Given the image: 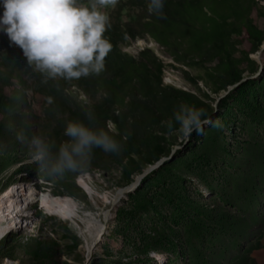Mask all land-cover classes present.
<instances>
[{
	"label": "rangeland",
	"instance_id": "obj_1",
	"mask_svg": "<svg viewBox=\"0 0 264 264\" xmlns=\"http://www.w3.org/2000/svg\"><path fill=\"white\" fill-rule=\"evenodd\" d=\"M234 1L239 12L228 22L238 31L226 35V46L235 74L224 68L223 55L198 31H182L179 44H165L148 33L128 39L126 23L143 30L152 16L146 0L97 5L108 16L106 28L119 30L123 52L138 57L150 48L162 60V81L121 89L123 105L117 104L110 118L93 110L92 128L108 132L119 150L93 147L75 170L62 176H50L33 161L31 137L45 136L55 147L67 141L66 108L79 105L85 86L93 90L94 100L102 101L106 68L88 75L82 85L79 79L69 80L71 87L78 86L72 96L61 89L66 81L61 85V77L48 78L29 66L16 45L23 62L19 75L6 74L0 64V88L15 108L0 114V194L17 185L21 202L29 195L35 199L8 218L13 227L0 240V264H212L204 263L198 251L199 232L207 227L213 234L220 231L211 224L223 217L204 214L220 206L231 215L221 226L231 234L238 231V244L259 236L264 243V49L258 57L264 44V0ZM79 2L88 6L93 0ZM249 29L255 30L258 42L262 39L260 46L248 41ZM3 38L8 37L0 32L1 46ZM181 105L202 110L201 119L207 121L191 136L175 120ZM162 158L166 160L138 187L114 200L118 189ZM44 194L72 199L77 216L49 215L39 202ZM95 220L105 224L103 234ZM226 246L216 248L222 252Z\"/></svg>",
	"mask_w": 264,
	"mask_h": 264
},
{
	"label": "clouds",
	"instance_id": "obj_2",
	"mask_svg": "<svg viewBox=\"0 0 264 264\" xmlns=\"http://www.w3.org/2000/svg\"><path fill=\"white\" fill-rule=\"evenodd\" d=\"M115 3L116 0H93L86 6L79 0H0V32L19 46L29 66L48 78L73 80L99 74L112 48L104 36L108 16L100 8ZM162 8L163 0H149L150 13H159ZM203 115L202 110L181 105L175 120L179 130L191 136L207 123L201 119ZM108 128L116 131L111 123ZM63 134L69 139L58 147L41 135H33L29 142L33 161L50 176L75 170L93 147L105 152L119 150L108 132L81 122L69 121Z\"/></svg>",
	"mask_w": 264,
	"mask_h": 264
},
{
	"label": "trees",
	"instance_id": "obj_3",
	"mask_svg": "<svg viewBox=\"0 0 264 264\" xmlns=\"http://www.w3.org/2000/svg\"><path fill=\"white\" fill-rule=\"evenodd\" d=\"M146 1L149 3V0ZM238 5L239 3L234 0H163L162 10L159 13H152V16L143 23V30H138L133 24L126 23L124 25L126 36L128 39H136L142 38L148 33L152 37L160 39L165 44L169 42L179 44L183 41L182 31L187 29L198 31L200 35H203L202 38L204 40L211 43L223 55L224 68L235 74L233 62L227 55L226 35L230 36L232 33L238 31L237 27L232 26L228 22L231 16L239 12ZM254 31L253 29H249L246 37L252 44L257 43L260 46L262 39L258 42ZM104 36L112 45L111 51L104 59V68H106L107 77L102 86H106V96L102 101L94 100V95L91 94L93 90L85 86L80 88L79 94L84 99L79 105L66 108L67 121L81 122L91 128L93 125L91 112L93 110L105 112L107 117H112L111 111L115 109L116 105H123L124 98H120L121 89L132 88L135 83H139L145 88L152 81L161 82L164 69L162 60L150 48H144L138 57L123 52L120 47L121 35L118 29L106 28ZM262 37L264 38V32ZM2 42L3 45L1 46L0 44V49L3 50V55L0 57V64L3 65L6 74L19 75V67L23 65V62L17 57V46L10 42L8 38H3ZM89 77L79 78L77 84L82 85L83 81ZM262 79H264V74L262 75ZM64 81L67 83L62 85ZM238 81L236 80V83ZM68 82L69 80L62 78V91L67 89L72 96L78 94L76 93L78 86L71 87V82ZM14 109L10 96L5 93L3 88H0V114H6ZM3 126V122L0 121V128ZM204 214L211 219H216V216L223 217L217 219L220 223L211 224V227L220 230L217 234L211 233L209 231L211 228L207 226L205 230L201 229L199 232L200 240L198 251L202 254L204 263L226 264L235 258L239 261V264H259L253 256V252L257 249L264 248V243L262 242L263 236L249 240L244 244H238L237 239L234 237L239 234L238 231L236 230L235 234H231L230 229H224V226H221L224 223L223 219L228 220L231 217L229 211L220 206L215 210L209 209ZM204 225L205 223L201 222V226ZM228 233L231 234L230 239L227 236ZM262 234L264 235V228ZM227 239L231 240L229 247L226 246ZM217 244L224 245L229 249L223 248L222 252H220L216 248ZM207 245L214 248L211 249L214 250V256H209L208 253L211 250L208 249ZM217 253L220 254L217 255Z\"/></svg>",
	"mask_w": 264,
	"mask_h": 264
},
{
	"label": "bare ground",
	"instance_id": "obj_4",
	"mask_svg": "<svg viewBox=\"0 0 264 264\" xmlns=\"http://www.w3.org/2000/svg\"><path fill=\"white\" fill-rule=\"evenodd\" d=\"M136 178H139V176H137ZM134 184L135 182L132 183L131 186H134ZM117 191H119V189ZM21 193L23 194V196H25L23 189ZM19 195L20 192L17 185H13L11 188L7 189L5 193L0 194V240L5 238L8 233V229L13 227L10 224V219L8 218L9 217L15 218L14 210H22L23 207H26L27 205H29V203L33 202L35 199L33 195L31 196L29 195L27 196L29 197V199L24 197V200L27 202L23 203L20 201V199L17 198L19 197ZM20 197L23 198L22 196ZM39 202L41 203V208L44 209L45 212L48 213L49 215H55L62 219H72L77 216V210H76L77 206L74 203V201L70 198H60V197L55 198L49 194H44L42 197H40ZM12 222H14L13 225H15L16 220L14 219L12 220ZM94 222L95 224H98L97 226L99 228L98 232L102 233L104 231L105 224L100 223L98 220H95ZM157 257L161 258V255H157Z\"/></svg>",
	"mask_w": 264,
	"mask_h": 264
},
{
	"label": "water",
	"instance_id": "obj_5",
	"mask_svg": "<svg viewBox=\"0 0 264 264\" xmlns=\"http://www.w3.org/2000/svg\"><path fill=\"white\" fill-rule=\"evenodd\" d=\"M264 49V44L262 45L261 47V50L260 52L258 53V57L260 58L261 55H262V51ZM230 90V89H229ZM210 122H213L212 121V118H211V121ZM166 160V158H162L160 159L159 161H157L155 164L153 165H150L147 167V169L144 170V172L142 174L139 175V178H136L135 180V184L134 186H131V184L123 187V188H120L119 191L116 192L115 196H114V200H117L119 199L120 197H122L126 192H129V191H132L133 189H135L136 187L139 186L140 182L142 181V179L148 175L153 169H155L156 167L160 166L164 161Z\"/></svg>",
	"mask_w": 264,
	"mask_h": 264
},
{
	"label": "crops",
	"instance_id": "obj_6",
	"mask_svg": "<svg viewBox=\"0 0 264 264\" xmlns=\"http://www.w3.org/2000/svg\"><path fill=\"white\" fill-rule=\"evenodd\" d=\"M258 263L264 264V249H259L254 253Z\"/></svg>",
	"mask_w": 264,
	"mask_h": 264
}]
</instances>
